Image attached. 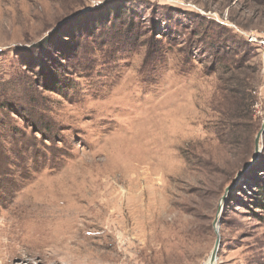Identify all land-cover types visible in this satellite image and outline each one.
I'll return each instance as SVG.
<instances>
[{
  "label": "rangeland",
  "instance_id": "1",
  "mask_svg": "<svg viewBox=\"0 0 264 264\" xmlns=\"http://www.w3.org/2000/svg\"><path fill=\"white\" fill-rule=\"evenodd\" d=\"M250 33L264 0H0V264H206L217 232L215 264H264ZM219 42L253 77L247 152L217 134Z\"/></svg>",
  "mask_w": 264,
  "mask_h": 264
},
{
  "label": "trees",
  "instance_id": "2",
  "mask_svg": "<svg viewBox=\"0 0 264 264\" xmlns=\"http://www.w3.org/2000/svg\"><path fill=\"white\" fill-rule=\"evenodd\" d=\"M217 47L218 54L221 52L220 63L228 61L234 63L232 67L228 66L222 70L219 76L220 90L227 103L224 108L221 107L220 109L219 123L222 130L218 131L217 134L223 144L236 146L247 152L251 150L255 134L260 127V117L256 118L254 114L256 101L249 93L253 89L251 82L253 77L250 72H246L248 65L234 59L238 54L237 51H227L220 42L217 43ZM251 48L259 53L257 47ZM229 68L234 69H230L231 74L226 75L225 71ZM258 195L259 206L264 208V187H261Z\"/></svg>",
  "mask_w": 264,
  "mask_h": 264
},
{
  "label": "built area",
  "instance_id": "3",
  "mask_svg": "<svg viewBox=\"0 0 264 264\" xmlns=\"http://www.w3.org/2000/svg\"><path fill=\"white\" fill-rule=\"evenodd\" d=\"M247 40L253 44V46L257 47L260 57H261V62L264 67V36H257L255 34H247Z\"/></svg>",
  "mask_w": 264,
  "mask_h": 264
},
{
  "label": "water",
  "instance_id": "4",
  "mask_svg": "<svg viewBox=\"0 0 264 264\" xmlns=\"http://www.w3.org/2000/svg\"><path fill=\"white\" fill-rule=\"evenodd\" d=\"M262 133H264V119H263L262 128L259 131V133L257 134L256 139H255L256 151L258 150V147H259V139H260V136H261ZM215 226H216V223H215ZM219 245H220V236H219V234L217 232V239H216V242H215L214 250H213L212 255L210 257V263L215 262V259H216V256H217V252L219 250Z\"/></svg>",
  "mask_w": 264,
  "mask_h": 264
},
{
  "label": "bare ground",
  "instance_id": "5",
  "mask_svg": "<svg viewBox=\"0 0 264 264\" xmlns=\"http://www.w3.org/2000/svg\"><path fill=\"white\" fill-rule=\"evenodd\" d=\"M139 169V168H138ZM97 183V182H96ZM102 183V182H101ZM103 184H104V182H103ZM95 188V187H94ZM96 191V190H95ZM111 192V191H110ZM112 197V196H111ZM101 204H102V202H101ZM114 215V214H113ZM130 218V217H129ZM129 218H128V220H129ZM117 221H118V219H117ZM130 221V220H129ZM116 222V221H115ZM127 222V221H126ZM118 223V222H117ZM134 223V222H133ZM127 224H128V222H127ZM71 225V224H70ZM112 225V224H111ZM129 225V224H128ZM133 225V224H132ZM127 227V226H126ZM131 227V226H130ZM69 228V227H68ZM123 228V227H122ZM134 240V239H133ZM206 264H215V262H213V263H210V258L208 259V261H207V263Z\"/></svg>",
  "mask_w": 264,
  "mask_h": 264
}]
</instances>
